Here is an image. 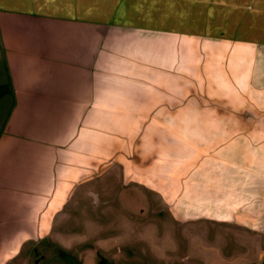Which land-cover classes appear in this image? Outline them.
<instances>
[{
	"label": "crops",
	"instance_id": "1",
	"mask_svg": "<svg viewBox=\"0 0 264 264\" xmlns=\"http://www.w3.org/2000/svg\"><path fill=\"white\" fill-rule=\"evenodd\" d=\"M143 5L0 0V264H28L112 167L152 215L264 242V42L194 47Z\"/></svg>",
	"mask_w": 264,
	"mask_h": 264
},
{
	"label": "rangeland",
	"instance_id": "2",
	"mask_svg": "<svg viewBox=\"0 0 264 264\" xmlns=\"http://www.w3.org/2000/svg\"><path fill=\"white\" fill-rule=\"evenodd\" d=\"M143 4L145 17H159V22L144 25L191 34L194 47L199 42L225 47L264 42V0H143ZM206 122L230 125V120ZM120 184L119 170L112 167L81 187V199L72 200L73 209L57 222L63 227L50 233L47 247L39 248L28 264H71L59 258L57 247L81 248L80 264H98L100 257L105 264H185V258L202 264L262 263L264 242L256 236L230 226L152 215L144 196L133 197L137 190ZM90 192L97 198L89 197Z\"/></svg>",
	"mask_w": 264,
	"mask_h": 264
},
{
	"label": "trees",
	"instance_id": "3",
	"mask_svg": "<svg viewBox=\"0 0 264 264\" xmlns=\"http://www.w3.org/2000/svg\"><path fill=\"white\" fill-rule=\"evenodd\" d=\"M80 251L81 248H76L71 251H68L63 248L57 247V255L59 256V258L71 264H80V261L77 256ZM98 264H105V260L100 257Z\"/></svg>",
	"mask_w": 264,
	"mask_h": 264
},
{
	"label": "flooded vegetation",
	"instance_id": "4",
	"mask_svg": "<svg viewBox=\"0 0 264 264\" xmlns=\"http://www.w3.org/2000/svg\"><path fill=\"white\" fill-rule=\"evenodd\" d=\"M264 260V259H263ZM262 260V263L261 264H264V261Z\"/></svg>",
	"mask_w": 264,
	"mask_h": 264
}]
</instances>
